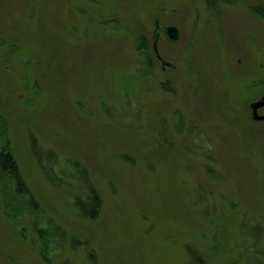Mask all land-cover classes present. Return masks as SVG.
I'll return each mask as SVG.
<instances>
[{
	"label": "rangeland",
	"instance_id": "374dc122",
	"mask_svg": "<svg viewBox=\"0 0 264 264\" xmlns=\"http://www.w3.org/2000/svg\"><path fill=\"white\" fill-rule=\"evenodd\" d=\"M261 7L0 0V116L29 190L68 235L53 264H191L194 250L208 264H264V122L250 111L264 95ZM157 25L178 31L157 44L172 68L154 54ZM30 135L61 178L71 160L86 173L53 188ZM85 176L102 200L94 221L74 214L89 211ZM1 205L0 264H45Z\"/></svg>",
	"mask_w": 264,
	"mask_h": 264
},
{
	"label": "trees",
	"instance_id": "16d2710c",
	"mask_svg": "<svg viewBox=\"0 0 264 264\" xmlns=\"http://www.w3.org/2000/svg\"><path fill=\"white\" fill-rule=\"evenodd\" d=\"M258 15L264 19V7H261L257 11ZM142 58L146 67L151 66L150 53L146 45L141 47ZM171 92V91H170ZM9 128L7 121L0 116V198L1 207L5 219L13 229L15 235L23 243L27 244L26 238L29 234H34L37 237L39 248L36 253L45 264H53L60 250L69 241L66 232L53 221L45 212L43 207L37 201L36 197L29 190L22 174L18 163L16 161L13 149L11 147V141L9 137ZM31 147L37 164L39 165L46 181L55 189L60 192H64V179L69 177L74 178V175L78 173H86V169L74 160L67 163L68 171H62L61 175L65 178H61L55 168L58 164L57 155L48 149H45L38 145L36 139L30 135ZM81 174V175H82ZM88 183V176H85ZM69 178V179H70ZM75 179V178H74ZM89 188L85 192V199L89 201V211L87 213L81 212L82 210L74 212L80 219L96 220L98 218L102 200L95 187L89 183ZM61 230L64 231V237L61 236ZM260 229L256 228L252 239H257L260 235ZM28 245V244H27ZM70 245L76 251L87 250L80 242L72 239ZM81 245L82 250H78V246ZM192 263L195 264H208L206 257H203L196 250L190 251ZM257 264V263H256Z\"/></svg>",
	"mask_w": 264,
	"mask_h": 264
},
{
	"label": "flooded vegetation",
	"instance_id": "af4514ba",
	"mask_svg": "<svg viewBox=\"0 0 264 264\" xmlns=\"http://www.w3.org/2000/svg\"><path fill=\"white\" fill-rule=\"evenodd\" d=\"M171 28H174V27L163 26V27L159 28V26L157 25L156 26V32H155V40H154V47H153L154 48V54L156 56V59L164 66L165 69H166V67L167 68H172V65L163 59V57L158 52V50H157L158 53L155 52V46L157 47V44L159 43L161 38H164L166 40V42H173L171 40L172 38H171V35H170V29ZM177 36H178V34H177ZM262 110H264V109H262ZM262 110L259 111V115L260 116H264V115L260 114V112ZM250 111L252 112L251 108H250ZM252 118H253V115H252Z\"/></svg>",
	"mask_w": 264,
	"mask_h": 264
},
{
	"label": "water",
	"instance_id": "95a60500",
	"mask_svg": "<svg viewBox=\"0 0 264 264\" xmlns=\"http://www.w3.org/2000/svg\"><path fill=\"white\" fill-rule=\"evenodd\" d=\"M177 34H178L177 29H175V28L170 29V35H171L172 41H174V42L177 41V39H178ZM155 52L158 53L156 46H155ZM250 108L252 110L253 120L256 122H264V116L259 115V111L264 109V95L262 96V98L259 101L252 103L250 105Z\"/></svg>",
	"mask_w": 264,
	"mask_h": 264
}]
</instances>
